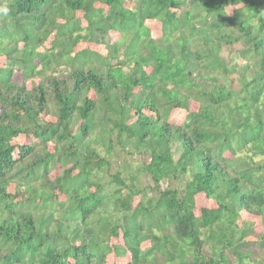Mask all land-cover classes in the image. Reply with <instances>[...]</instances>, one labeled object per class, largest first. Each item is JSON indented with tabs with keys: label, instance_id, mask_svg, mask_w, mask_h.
<instances>
[{
	"label": "trees",
	"instance_id": "16d2710c",
	"mask_svg": "<svg viewBox=\"0 0 264 264\" xmlns=\"http://www.w3.org/2000/svg\"><path fill=\"white\" fill-rule=\"evenodd\" d=\"M223 46L250 62L238 89ZM0 58V264H264L238 222L264 225V0H0ZM134 142L136 175L113 159ZM197 194L217 206L196 214Z\"/></svg>",
	"mask_w": 264,
	"mask_h": 264
},
{
	"label": "rangeland",
	"instance_id": "374dc122",
	"mask_svg": "<svg viewBox=\"0 0 264 264\" xmlns=\"http://www.w3.org/2000/svg\"><path fill=\"white\" fill-rule=\"evenodd\" d=\"M128 3V4H127ZM132 3L131 2H126V5L130 6ZM106 9V8H105ZM227 12L230 14L232 12V7L231 6H227L226 7ZM82 14L81 11H77V15L80 16ZM153 25L151 26V30L154 33V36H158L161 34V30H160V22L157 21H153L152 23ZM49 39L46 41L45 46H49ZM82 45V44H81ZM240 45V44H239ZM92 46V45H91ZM97 47V46H96ZM94 47V48H96ZM221 54L224 56L225 60L227 61V67L229 69H231V72L229 74V77L231 78L230 80V84L231 87L234 89H238L239 85L235 79V73L233 70V66L237 65L236 67L240 66L239 68H241V66L243 65L248 67L247 65L250 64V62L248 61V59H245V61H241L238 57H237V51L235 49V47H225L223 46L221 48ZM98 50L101 53H104V47L103 46H98ZM3 65L2 62V58H0V65ZM64 65H59L56 67H52V69L49 72H55V70H53V68L55 69H61L64 70ZM147 70L150 71V68L147 66ZM41 76H29L28 78H23L21 71L15 70L14 75H13V79L15 81H19L21 83L24 84V86L26 88H30L33 84H37L40 82L41 80ZM197 105L195 106V103L192 104V102L190 101V105H189V110H192L194 108H196ZM186 115V109L184 108H174L172 109L169 114H168V120L169 122L173 123V124H181L185 118ZM46 118H49V116H46ZM19 143H23V142H28L30 141V143L32 144H38L39 140L38 139H34L32 137H28V136H19L16 140ZM126 151L124 150H118L117 151V156L113 157V159H118V160H124L125 163H128L131 165V168H127L126 172L129 173H134L135 175L137 174L135 169L138 168L142 162L144 161V158L142 156H145L140 148V145L138 142H134L132 144H129L126 146ZM174 158H176L178 156V153L176 152L174 154ZM147 157V156H145ZM114 167V166H113ZM116 168H112V172L115 171ZM51 175L54 174V170L50 171ZM123 174H125V171L123 172ZM53 177V176H52ZM109 178V177H107ZM106 178V179H107ZM188 176H185V179H187ZM148 184H152V182L150 181V178L148 176L145 175H140L139 177V185L140 186H147ZM162 187L166 186L165 181L161 182ZM176 185H180L183 186V183H176L174 181H172V186H176ZM10 189L9 191H11L14 195V198L12 199L13 201H23L24 199V188L21 185H16L17 188H19L16 194V189H15V185L14 184H10L9 185ZM64 198L65 196L61 195L56 199V203L59 204V206L64 202ZM141 200L140 196H137L134 198L132 204L133 206L139 202ZM196 204H195V213L199 214V209L200 207H216L217 204L215 203V201L213 199H208L204 194H197L196 195ZM44 199H38L37 202L35 203V207H43L44 204ZM56 209V206H55ZM240 216L241 219H238V222L240 223V225L244 222H248L251 223L252 226V230L250 232V235H248V238L250 239V241H252V244H250V246L253 249V259H257V260H261V262L264 263V250L262 247H260L255 241L256 239L260 238L262 235H264V225L262 224L261 221V217L259 215H253L244 211L240 212ZM259 241V240H258ZM73 244L78 245L80 243V239H73L72 241ZM109 246H117L119 248V250H124V244H123V239L121 236V232L118 233L117 236H112L109 240ZM141 248L144 250L146 248H148L150 246V242L149 240L143 241L141 243ZM112 249V248H111ZM206 249V248H205ZM106 257L103 261V264H128L130 261V255L127 252L124 256H119L117 254H115L114 251H106ZM69 260V259H68ZM70 261V260H69ZM233 261V260H231ZM7 264H16V263H7ZM28 264H34V263H28ZM229 264H234V262H231Z\"/></svg>",
	"mask_w": 264,
	"mask_h": 264
}]
</instances>
